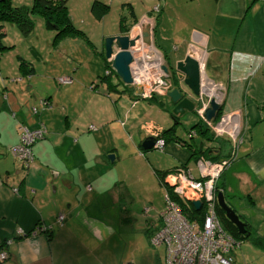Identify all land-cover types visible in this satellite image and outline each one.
<instances>
[{
    "label": "crops",
    "instance_id": "crops-1",
    "mask_svg": "<svg viewBox=\"0 0 264 264\" xmlns=\"http://www.w3.org/2000/svg\"><path fill=\"white\" fill-rule=\"evenodd\" d=\"M94 1L113 4V0H90L89 4ZM127 1L119 2L120 17L126 11L123 4L140 0ZM141 1L146 5L147 0ZM145 5L137 11L134 7V12L138 23L152 25L154 38L155 21L150 20L151 12L144 13L149 8ZM158 6L166 15L167 28L182 30L173 35L179 41H171L178 44L177 62L193 53L201 67L202 90L212 87L218 99L222 95L217 92L225 94L223 114L243 113V149L221 181L226 201L250 226L252 235L264 238V0H162ZM117 34H121L119 27L111 35ZM18 55L29 58L20 53L8 65L9 53L0 55V246L5 239H13L3 247L9 258L0 264H161L149 243L158 226L153 221L137 235L123 231L117 215L91 214L90 205L97 203L102 188L91 186V172L97 174L93 184H101L102 174L113 168L119 155L115 147L102 145V139H94L85 130L90 118L83 116L91 106L79 100V87L57 90L51 84L45 88L48 80L38 76L37 70L31 77L22 75ZM82 95L91 100L94 94ZM43 97L52 98V108L32 115L31 107ZM185 99L190 106L184 103L179 116L194 112L195 106L203 109L196 97L186 94ZM171 103L175 109L177 104ZM39 122L45 124V137L33 147L34 163L23 168L10 152L20 141L17 125L33 130ZM145 126V131L155 128L153 123ZM184 163L177 157L168 168ZM116 189L115 183L107 191L115 204ZM60 214L62 222L57 221ZM41 226L50 230L37 231ZM20 230L26 235H19ZM122 244L125 251L119 254ZM132 248V257H126Z\"/></svg>",
    "mask_w": 264,
    "mask_h": 264
},
{
    "label": "rangeland",
    "instance_id": "rangeland-1",
    "mask_svg": "<svg viewBox=\"0 0 264 264\" xmlns=\"http://www.w3.org/2000/svg\"><path fill=\"white\" fill-rule=\"evenodd\" d=\"M25 1L11 0V3L13 6H27ZM102 1L111 2V0ZM121 1L128 2L127 0H113L112 5L108 3L111 10L99 21L91 12L92 3L89 4L90 0H68L69 13L74 25L86 33L91 44L81 35H67L54 43L56 33L45 29L43 20L36 17L33 34L28 39L21 36L15 25H6L5 43L7 45L14 44L15 46L3 50L2 54L9 53V57H7L8 65H10L13 56L15 62L17 54L27 55L28 60L31 59L34 62L35 69L38 71L37 75L48 80L45 88L47 85L52 84L57 90H60L59 88L64 89L63 86L57 84L56 78L69 75L73 78L74 84L69 85L70 87L66 89H75L78 86L79 90L83 92L82 94H94L93 98L88 100L86 95H82L80 91L76 92L79 95V100L88 101L91 106V109L86 111L87 116H83L90 118L85 130L93 135L94 139H102V145L115 147L116 150L114 151L115 154L119 155V160L117 159L115 164H111L112 169H107V173L102 174L101 184H93V179L97 177V174L91 172V186L107 188L105 190L101 188V192L98 190L99 200L97 203L90 205V211L92 215L97 217L104 213L117 215L120 218L122 224L120 227L123 231H133L138 235L141 230H145L150 225L148 224L150 221L159 225L160 213L166 206V190L154 173L155 170L162 173V171L175 169L168 168L170 167L168 166L170 160L180 157L187 162L188 168L192 170V176L198 177L197 162H195L194 157H190L193 149L189 146H201L206 149L220 144L222 149L219 159L212 162V164H223V160H226V163L221 165L222 168H217L220 169V177L217 182L219 185L223 172L232 162L229 158L232 146H230L231 139L229 137L225 139L217 138V141H209L205 138L199 131V126L204 125V122L196 112H187L174 119V106L168 97L162 96L153 100L135 97L133 91L136 88L130 84L126 85L116 75L107 77L104 82V77L109 71L106 67L105 43L106 39L114 36L111 34L116 33L118 30L119 4ZM142 2L140 0L133 3L136 11L139 7H144L145 4ZM161 4L162 0H147L145 8L146 6L149 8H146L144 13L149 15L151 12L150 16L155 21L153 41L156 48L164 56L165 66L171 75L170 81L175 85L177 82L175 66L178 63L175 55L178 53V44L173 45L171 41L172 38L174 39V33L176 32L179 35L182 30L167 28L164 19L166 15L158 6H161ZM128 19V26H131L130 16ZM176 40L179 41V39H174V41ZM31 45L36 47L37 52L30 48ZM47 72H50V74H47ZM46 74L49 79L45 77ZM109 83L114 85L116 92L112 89L110 94L106 93ZM89 89L91 91H87ZM72 117L74 119V116ZM147 123L155 124L157 130L170 129L172 131L165 135V138H169V140L164 149L143 150L142 144L148 134V131L144 130V128H147L145 126ZM213 124H216V122ZM192 134H195V136H192ZM93 138H89V141H93ZM177 140H182L189 146H182ZM242 149L243 146L241 145L239 150ZM115 154H109V156L113 157ZM177 170L176 173L181 176H185L188 171L186 168H177ZM211 170L217 171L215 168H211ZM177 181L178 186H180L181 182ZM115 183L117 184L116 195L118 197L116 204L112 203L111 196L107 193ZM134 237L136 238V236ZM127 240L129 241V239ZM151 247L156 248L161 264H167L166 247L164 245L160 247L151 245ZM124 249L125 247L122 244V250H119V254H124ZM132 251L133 248L127 250L125 252L126 257L128 255L132 257ZM232 255L235 264H264V251L255 247L250 240H242L240 247L236 248Z\"/></svg>",
    "mask_w": 264,
    "mask_h": 264
},
{
    "label": "built area",
    "instance_id": "built-area-1",
    "mask_svg": "<svg viewBox=\"0 0 264 264\" xmlns=\"http://www.w3.org/2000/svg\"><path fill=\"white\" fill-rule=\"evenodd\" d=\"M139 24L133 29H139ZM132 32H130L131 36H133ZM149 48L154 49V51L150 52ZM132 55L133 63L130 66L132 86L143 90L136 96L150 98L152 94L166 95L171 89V85L166 80L168 73L164 70L165 59L161 52L154 46L142 45L137 50L132 51ZM58 81L60 84L71 83L67 78H60ZM221 95L223 96V93ZM232 115H238L241 119L243 117L240 110L225 114L219 118L216 124L211 123L209 125L216 138L225 139L229 137L231 139L230 161L236 160L238 156L239 148L243 143V128L241 131L226 129L219 132L218 126L222 122L228 126L232 124L235 121ZM42 135L43 132L40 128L33 131L23 128L22 144L13 149L14 154L21 161L28 164L32 163L33 155L29 146ZM164 147L163 139L157 140L154 145V148L161 150ZM222 163L212 164L206 159L196 163L200 178L198 180L192 176V173H189L188 177L176 173L167 178V182H171L174 191L184 198L188 205L193 198L195 199L194 193H200L201 208L205 213L202 222L190 221L176 202L165 194L166 206L160 213L162 225L150 236L149 240L154 247L159 245L166 247L167 264H235L232 253L240 244H236L231 235L224 229L216 211L217 192L215 189L220 177V169L217 168H222L221 165H224L226 160H223ZM211 168H215L217 171L214 172ZM177 180L181 182L180 186H178ZM62 219L63 216L59 215L58 221L61 222ZM6 257V253L0 251V261L5 260Z\"/></svg>",
    "mask_w": 264,
    "mask_h": 264
},
{
    "label": "trees",
    "instance_id": "trees-1",
    "mask_svg": "<svg viewBox=\"0 0 264 264\" xmlns=\"http://www.w3.org/2000/svg\"><path fill=\"white\" fill-rule=\"evenodd\" d=\"M30 4L27 6H13L11 3V0H0V55L2 54L3 50H7L15 46L14 44L7 45L5 43L4 39L6 37V25L7 24L15 25L20 31L21 36L24 39H28L33 34V31L35 28L36 17H40L43 20L45 29L56 33V36L54 38V43H56V41H58L59 39L67 35H81L85 40L88 41L89 44H91L86 33L74 25L72 17L70 16V13H69L68 0H31ZM122 7L126 9V11L122 14V16L119 19V31L121 34L128 35V33L134 28V25L136 26V24L138 23V19L136 18V15L134 12V6L131 3H125L122 5ZM91 12L93 13L96 19L100 20L106 15V13L109 12V5L102 3L100 1H94L91 6ZM129 16L132 20L131 26H128ZM136 32H137V28L133 29L132 34L134 35L136 34ZM93 47L95 48L94 45ZM30 48L34 52H37L36 47L34 45L33 46L31 45ZM17 57H18L17 60L19 63V70L22 73V75L27 76V77L33 76L35 74L36 69H35V65L32 62V60L31 59L28 60L24 58L22 55H18ZM110 66H111L110 63L106 61V67H107V70H109V72L108 71L107 72L109 75L107 74L104 77V82L106 78L109 77L111 74L110 71H112V69ZM60 78H67L71 81V83L70 84H60L58 81ZM56 82L60 86H69L74 83L73 78L69 75L57 77ZM175 85L177 86V83ZM108 89L110 90L113 89V91L115 92L117 91L114 85H112L111 83H109ZM134 96L137 97L136 95ZM51 99L47 97L41 98L38 102V106L31 107V110H30L31 114L37 115L41 109L42 110L51 109L52 108ZM153 99H156V97ZM153 99H149V100H153ZM220 116L221 115H219L217 119H219ZM173 118L177 119L175 115H173ZM17 127H18V132L20 134V141L16 146L10 149V152L14 158L18 159L21 162L23 168H30V165H28V163L21 161L14 154L13 149L22 144L23 128H27L28 130H31V129H29L23 123H18ZM39 128L42 129V132H43L42 136L44 137L46 133L45 124L43 122H39L38 127L33 130H36ZM199 131L202 135L205 136V138L209 139V141H217L214 134H212L210 128L208 127L206 123H204V125L202 126H199ZM170 132H172L170 129L159 132V134H161L160 136H162V139L165 142V145L167 144L169 140V138H165V135H168ZM192 136H195V134L194 135L192 134ZM38 142L39 141L36 140L35 142L32 143V145L29 146L31 149L32 155H33V160L31 164H33L35 161V154H34L33 147ZM177 142L180 143L182 146H185V145L189 146L186 142L182 140H177ZM189 147L193 149L190 157H194L195 162L200 157H203L204 159L209 160L211 162L218 161L219 156H220L219 154L222 149L221 148L222 145L220 144L218 146H214V147L212 146L206 149H203L201 146L199 147L189 146ZM177 168H186L189 171V173H192V170L188 168L187 163L181 164ZM177 168L171 171H162V173H160V171L155 170L154 173L159 178L160 183L165 187V190H166L165 194H167L174 202H176V204L181 208L185 216L190 221L202 222L203 217L205 215L203 208L202 209L200 208L199 210L194 209L192 205L190 204L188 205L186 203V200L174 191V187H172L171 185L164 184V180L167 182V178L170 175H174L176 174V171L180 170V169L177 170ZM223 175H224V172L222 174V177ZM194 178L197 180L200 179L199 175L198 177L194 176ZM215 191L217 193L222 192L224 194V188L222 185V181L220 182L219 185L217 184ZM216 211H217L220 221L223 224L224 229L231 236H233L234 239H236V241L239 244H241V241L244 239L250 240L255 247L264 251V238L259 235L258 236L252 235L251 228L245 221H244L246 223L245 226H246L247 232L249 233L248 236L241 235L238 232L237 228L226 218L225 212L219 207L218 204H216ZM161 225H162L161 219L159 216V225L157 226V229L153 228L154 230L152 232V229L150 228L149 229L150 232H152L153 234L154 232H156V230L160 228ZM10 241H13V239L12 238L5 239L4 243L0 246V250L2 251L3 246Z\"/></svg>",
    "mask_w": 264,
    "mask_h": 264
},
{
    "label": "water",
    "instance_id": "water-1",
    "mask_svg": "<svg viewBox=\"0 0 264 264\" xmlns=\"http://www.w3.org/2000/svg\"><path fill=\"white\" fill-rule=\"evenodd\" d=\"M139 24V23H138ZM151 25L144 24L140 38H131V35L117 34L106 39L105 54L107 59H111V67L117 76L126 84H132V76L130 66L133 63L132 51L137 50L142 45L150 46L152 43ZM131 32V31H130ZM141 39V42L139 41ZM164 70L167 71L166 66ZM175 70L177 72V80L180 82L179 87L174 88L166 93V96L177 104L174 109V115L179 116L180 108L182 113L183 105L188 100L185 95L198 97L201 90V69L199 60L196 59L193 53L185 56L184 60L179 61ZM222 110V105L218 104L214 99L210 100L209 106L204 111V117L210 121L214 119L217 113ZM192 112V111H191ZM154 139L148 137L144 140L142 147L147 151L154 148ZM110 157V156H109ZM113 158V157H111ZM217 202L219 207L225 212L226 218L237 228L241 235H249L246 229V223L240 218V215L226 201L225 195L222 192L217 194ZM194 206L198 209L201 207V202H194ZM240 247V246H239Z\"/></svg>",
    "mask_w": 264,
    "mask_h": 264
},
{
    "label": "bare ground",
    "instance_id": "bare-ground-1",
    "mask_svg": "<svg viewBox=\"0 0 264 264\" xmlns=\"http://www.w3.org/2000/svg\"><path fill=\"white\" fill-rule=\"evenodd\" d=\"M142 24H144V22H140V24H139V29L137 28V32H136V34H134L133 36H131V38L132 39H134V38H137V37H139L140 38V36H141V32H142ZM147 24H149V25H151L150 23H147ZM151 28H152V25H151ZM153 29V28H152ZM151 29V30H152ZM152 34H153V30H152ZM152 37H153V35H152ZM139 41H141V39H139ZM152 43H153V38H152ZM150 49V52H153L154 51V49H151V48H149ZM106 61H108L109 63H110V65H111V59H107L106 58ZM111 67V66H110ZM111 69H112V67H111ZM200 69H201V67H200ZM112 71L113 72H115L113 69H112ZM167 79H168V77H167ZM209 82V81H208ZM212 90H213V88L212 87H210V89L209 90H202V72H201V90H200V95L198 96V97H196L197 98V100H198V105L200 104L202 107L201 108H203V109H199V110H196L197 108H196V106H195V108L193 109V111L194 112H196L200 117H201V119L203 120V122L204 123H206L207 125H208V127H209V125L211 124V123H214V122H216L217 123V121L219 120V119H217V117L219 116V115H221V116H223V115H225V114H223V112H222V110H220L218 113H217V115H216V117L214 118V119H212V120H210V121H208L205 117H204V111H205V109L209 106V102H210V100H212V99H214L218 104H221L222 105V103H223V101H224V96H225V94H223V96H222V98H220V99H218L217 98V96H215V94H213V92H212ZM134 94L135 95H139V93L140 92H143V90L141 91V89H135L134 91ZM222 93V92H221ZM220 93V91L219 92H217V94H221ZM155 97H162V95H156V94H152L151 96H150V98H144V99H146V100H149V99H153V98H155ZM185 104H187V106H190V104H188V103H186L185 102ZM185 104H183V105H185ZM196 105V104H195ZM177 112L179 113V114H181V111H180V108L179 109H177ZM233 113V112H232ZM228 114V113H227ZM230 114V113H229ZM220 116V117H221ZM234 118H235V121L232 123V124H229V126L228 125H226V123L225 122H222V123H220V125L218 126V131L219 132H223L224 130H226V129H231V130H235V131H241L242 130V121H243V117H242V119H241V117H239L238 115H232ZM177 117V116H176ZM219 117V118H220ZM217 119V120H216ZM212 134H214V132L212 131ZM150 137V136H149ZM148 138V137H147ZM216 138V137H215ZM217 139V138H216ZM154 145H155V143H154ZM153 145V146H154ZM143 150H145L144 148H143ZM146 151V150H145ZM199 161H204V158L203 157H200L196 162L198 163ZM202 169H206V168H202ZM186 175L185 176H183V177H188L189 176V171H187L186 173H185ZM219 180V179H218ZM170 184L171 185V183L170 182H166L165 181V184ZM218 194V193H217ZM194 197H195V199L193 198L192 199V202L190 203V205H192V207L194 208V209H196V210H199L200 208H196L195 206H194V202H201L202 203V199L200 198L201 197V194L200 193H194ZM218 203V202H217ZM216 203V204H217ZM243 220V219H242ZM232 238H233V240H234V242L236 243V244H239L237 241H236V239H234V237L233 236H231Z\"/></svg>",
    "mask_w": 264,
    "mask_h": 264
},
{
    "label": "flooded vegetation",
    "instance_id": "flooded-vegetation-1",
    "mask_svg": "<svg viewBox=\"0 0 264 264\" xmlns=\"http://www.w3.org/2000/svg\"><path fill=\"white\" fill-rule=\"evenodd\" d=\"M154 22V21H153ZM132 31V30H131ZM130 34V32L128 33V35ZM154 39V38H153ZM155 47L156 48V46H155V43H154V41H153V43H151V45H150V47ZM162 54V53H161ZM163 55V54H162ZM164 57V56H163ZM109 72V71H108ZM108 72H107V74H108ZM111 72V74H110V76L111 75H116L117 76V74L115 73V72H112V71H110ZM167 73H168V79L166 78V80L170 83V85H171V89L170 90H172V87H173V89L174 88H177V87H179V85H180V82L177 80V86L176 85H174V83H172V81H170V78H171V75H170V73L168 72V70H167ZM109 75V74H108ZM118 77V76H117ZM130 85H132V84H130ZM169 90V91H170ZM164 97H167L166 95H164ZM30 131H33V130H30ZM148 131V134H147V137L148 136H150L151 138H153L154 139V143L156 144V142H157V140H159V139H162V136H160L161 134H159V132L160 131H163V129H160V130H157L156 128L155 129H152V130H147ZM45 137V136H44ZM43 136L41 137V138H39L38 139V141H40V140H42L43 138H44ZM28 165H32L31 163L30 164H28ZM61 215V214H60ZM63 216V215H62ZM59 217V216H58ZM63 220V219H62ZM58 221V220H57ZM58 222H60V221H58ZM62 222V221H61ZM39 230H41L42 232H48L50 229L49 228H47V227H43V226H41L40 228H37V231H39ZM18 234L19 235H21V236H25L26 234H24V232L22 231V230H20L19 232H18ZM12 241H10V242H8L7 244H10ZM6 244V245H7ZM3 247H5V245L3 246ZM3 250H2V252H5L6 253V255H7V257H6V259L5 260H7L8 258H9V254H8V252H7V250L6 249H4V248H2ZM1 251V250H0ZM1 261H4V260H1Z\"/></svg>",
    "mask_w": 264,
    "mask_h": 264
},
{
    "label": "clouds",
    "instance_id": "clouds-1",
    "mask_svg": "<svg viewBox=\"0 0 264 264\" xmlns=\"http://www.w3.org/2000/svg\"><path fill=\"white\" fill-rule=\"evenodd\" d=\"M140 23V22H139Z\"/></svg>",
    "mask_w": 264,
    "mask_h": 264
}]
</instances>
